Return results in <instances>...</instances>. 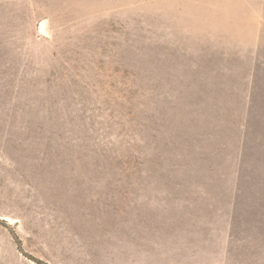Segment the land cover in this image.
I'll return each mask as SVG.
<instances>
[{
    "label": "rangeland",
    "instance_id": "obj_1",
    "mask_svg": "<svg viewBox=\"0 0 264 264\" xmlns=\"http://www.w3.org/2000/svg\"><path fill=\"white\" fill-rule=\"evenodd\" d=\"M0 264H264V0H0Z\"/></svg>",
    "mask_w": 264,
    "mask_h": 264
}]
</instances>
